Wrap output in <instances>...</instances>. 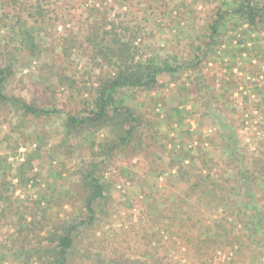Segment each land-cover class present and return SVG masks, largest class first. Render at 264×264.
I'll use <instances>...</instances> for the list:
<instances>
[{"label":"rangeland","instance_id":"rangeland-1","mask_svg":"<svg viewBox=\"0 0 264 264\" xmlns=\"http://www.w3.org/2000/svg\"><path fill=\"white\" fill-rule=\"evenodd\" d=\"M36 1L25 0V5H18L13 0H0V65L11 58L9 52L1 49L7 39L4 32H8L18 13H24L25 8H35ZM83 2L44 0V8L55 11L60 20L53 38L49 39V43L48 39L44 40L46 48L51 52H45L32 60L26 55H17L16 75L8 84L9 93L29 100L35 99L40 106L57 112L49 119L29 120L25 124L22 123L21 112L15 106L0 105V215L2 209L8 212L19 209L27 222L36 223L44 212H47V217L55 220L82 214L85 183L81 182L79 172L85 169L86 164H100L105 159L106 155L95 154L99 147L92 148L90 141L85 138H70L64 128L66 114L77 115L82 101L92 99L103 73L102 68L80 49H74L68 58L61 48L62 38L67 37L68 33L80 31L85 19L97 18H90V12L84 10L87 5ZM88 2L96 6L99 18L120 16L132 32L137 35L140 33L136 43L140 59L157 55L162 58L172 55L185 57L193 52L202 56L205 51L201 40L203 32H209L211 17L210 8L204 5L203 0ZM55 3L57 6L53 5ZM6 12L8 18H2ZM2 19L8 27L4 28ZM244 28H237L230 34L228 42L211 51L203 66L206 72L211 68L215 70L211 76V92L216 98L213 107H217L225 117L231 127L228 134L236 140L239 153L248 157L244 163L247 162L248 167H251L254 158L264 161V25L247 35ZM240 48L244 51L240 52ZM50 54L54 56L53 60ZM56 66L59 72L65 68L66 76L74 83L60 85L57 78H50V68ZM191 74V71H187L173 78L162 75L159 77L160 87L157 91L140 93L142 95L137 98L128 96V102L146 112L148 120H160L156 127L160 148H152L150 158L147 159L135 157L124 160L121 157L122 161H117L111 157L95 169L94 174L106 184L107 190L104 199L100 201L102 212L98 213L94 227L79 243L81 256L85 254L84 248H87L93 252L92 261L101 255V259L107 262L122 253L132 259L143 260V246L148 241L150 246L147 244V247L157 246L158 237L156 239L155 236L162 230L151 222L148 214L162 211L163 201L172 193H178L184 198L185 210L190 211L189 206H193L195 221H202L209 226L212 220L217 219L212 218L214 213L204 210L198 200L190 197L188 184L182 180L181 174L193 165L194 173L202 169L204 174L209 173L213 178L224 181L230 176H237L239 163L226 149L227 141L218 133L215 118L203 114V99L198 98L196 92L188 95L182 91L183 85L190 87ZM177 112L179 115L173 116ZM157 115L159 117L156 118ZM168 116L173 117L169 119ZM14 128L16 131L12 132ZM90 137L98 141L105 140L107 146L104 152H109L107 147L113 139L109 132H93ZM198 154L203 157L206 155L208 164L201 162L198 157L191 159V156ZM29 158L32 159V165L20 170V164ZM240 177L243 176L240 175L234 183L237 188L232 192L233 198L238 192H245L246 180ZM2 187L7 189V193ZM249 187L254 198L252 202L246 197H240L235 207L248 210L253 204L264 216V179L257 180ZM1 191L5 193L4 199ZM238 210L231 214L232 228L229 225L225 230H219L217 243H214L216 252L213 255V251L210 252L212 258L199 259L193 263L190 260H193L194 255L188 254L187 257V251L183 253L184 241L178 245L174 244L175 241L168 242L167 253L187 258L178 264H244L240 257L236 260L239 244L229 247L226 243L229 232L245 235L244 247L255 238L241 221L244 211ZM9 214L8 220L0 225V243L7 246L9 251H18L23 248L16 231L18 216ZM262 220V233L256 242L264 254V217ZM145 234L149 238L143 240ZM6 260L4 264H25L24 258L20 256L9 254ZM83 262L76 260L75 264ZM253 264H264V258L261 263Z\"/></svg>","mask_w":264,"mask_h":264},{"label":"trees","instance_id":"trees-1","mask_svg":"<svg viewBox=\"0 0 264 264\" xmlns=\"http://www.w3.org/2000/svg\"><path fill=\"white\" fill-rule=\"evenodd\" d=\"M13 1L15 4L25 5L23 4L25 0ZM43 1L37 0L35 8H32L33 6L29 7V10L25 8V10L22 9L24 13H18L8 32H4L7 39L4 40V47H1L2 50L9 52L11 58H8L4 65H0V105L15 106L17 111L21 112L22 123L25 124L29 120L49 119L57 112V110L53 111L40 106L35 99L29 100L24 97L13 96L8 91V84L16 75L15 70L19 55H26L32 60L39 58L45 52H51L50 49L46 48L44 40L48 39L49 43V39L53 38L55 34L54 32H57L60 20L55 11L44 8ZM83 1V4L87 5L86 8H83H85L86 13L90 12V18L97 16L98 19H85L79 28L80 31L68 33L67 37L62 38L61 48L68 58L74 49H80L97 66L102 68L103 73L99 77L98 86L92 95V99L82 101L77 115L66 114L64 120L66 135L78 140L85 138V140L90 141L92 148L99 147L95 154L106 155L102 163L111 157L117 161H122L121 157L124 160L135 157L150 158L152 148H160L157 144L158 132L156 130L160 120L155 118L151 121L148 120L146 112L135 108L128 102L127 98L130 95L137 98L142 95L140 93L150 94L157 91L160 87L159 77L162 75L166 74L173 78L178 74L191 71L190 87L185 84L182 86V91H186L188 95L196 92L198 93L197 97L203 99L202 112L215 118L217 131L227 141L225 146L226 149L228 148L230 156L237 159L239 171L236 172L237 170L234 168L236 174L238 173L237 176L235 178L230 176L221 181L213 178L209 173L204 174L202 169L198 173H194L193 165L188 166L181 177L188 184L190 197L198 200L201 208L214 213L212 218L216 217L217 219L212 220L209 226L202 221H195L193 206H189L190 211L185 210L184 198L178 193L176 195L170 193V197L163 201L162 211L156 214H148L151 222L157 227L159 226V229L162 228V230L160 229L161 232H156L158 235L155 236L156 239L158 237V245L149 248L147 247V244H150L148 241L141 252V255L144 256L143 260L132 259L126 253H122L117 254V258L114 260L109 259L105 262L98 254V259L92 261L94 255L91 249L84 248L85 254H82L83 256L80 255L81 250L78 249L79 243L84 239L87 232L94 227L98 213L103 210L100 201L104 199L107 190L106 184L102 183L101 178L94 174L95 169L100 168L102 163L86 164L85 169L79 172L82 178L81 182L85 183L82 214H72L55 220L47 217V212H44L42 218L36 222L39 223L37 225L34 222H27L19 209L9 212L2 209L0 225L3 221L8 220L9 213L18 216L16 231L22 240L23 248L18 251H9L7 246L0 243V264L7 261L9 254L23 257L25 264H75L76 260L85 261L83 264H178L185 261L187 258L183 256L176 257L167 253L166 246L171 241H175V245L184 241L183 253L187 251V257L188 254L194 255L193 260H190L193 263L199 259L212 258L210 252L213 251L212 255L216 252L214 243H217L219 230H225L229 225H231V229L233 226L230 222L231 214L238 210L235 205L239 203L237 202L239 198L246 197L250 202L254 199L252 189L249 186L259 179H264V161L261 158H254L251 163L249 162L251 167H248L247 162L244 163L248 157L239 153L240 150L235 145L236 140L234 141V137L228 134L231 127L226 123L225 117L222 116L219 109L213 107L216 98L211 92L213 85L211 76L215 70L211 68L206 72L203 65L209 58L210 52L228 42L230 34L235 32L237 28L245 27L244 33L247 35L264 25V0H215L216 2L203 0L204 5L210 8L209 15L211 18L208 24L209 32H203L204 36L201 40L205 48L202 56L193 52L188 53L185 57L172 55L162 58L157 55L141 59L138 58L136 45L140 33L137 35L128 26H125L124 20L119 18L120 14H118L119 17L112 19L108 18V15L99 18V14L96 13V6L89 4V0ZM53 5L57 6V3ZM2 18H8V12ZM1 22L4 23V19ZM4 24V28L9 26ZM243 51L240 48V52ZM50 56L52 55L50 54ZM53 59L54 56H52ZM65 71V68L59 72L58 66L51 67L50 78H57L60 85L67 86L68 83H74L66 76ZM177 114L178 112L173 116ZM173 116H168V118L172 119ZM157 117L159 116L157 115ZM203 117L206 116L203 115ZM102 130L109 132L113 138L111 145L107 147L109 152L106 154L104 152L107 146L105 140L98 141L95 137L88 138L91 133L95 132L96 134ZM15 131L16 128L12 129V132ZM205 156L193 155L191 159L198 157L201 162L208 164ZM32 163V159L29 158L27 162L20 164V170H23L27 165H32ZM240 175L243 176L240 179L246 180L245 192L244 194L238 192L233 198L232 192L237 188L234 183L238 181ZM140 183H144L141 178ZM3 191L7 193L5 188ZM4 194L1 191L3 199ZM172 198L174 200H171ZM152 203L155 204L156 202ZM238 211H244L241 221L248 228V231L255 235V238L244 247L243 238L245 235L229 232L226 243L229 247L235 243L239 244L236 254L238 253L240 256L236 255V260L240 257L244 264L247 262L261 263L264 254L260 248L258 249L259 244L256 240L262 233L264 216L253 204L248 210L239 209ZM147 237L145 234L143 240H146ZM33 242L35 243L30 245Z\"/></svg>","mask_w":264,"mask_h":264}]
</instances>
